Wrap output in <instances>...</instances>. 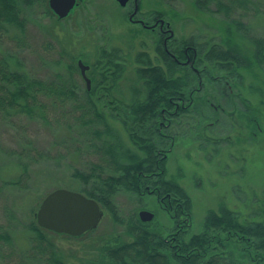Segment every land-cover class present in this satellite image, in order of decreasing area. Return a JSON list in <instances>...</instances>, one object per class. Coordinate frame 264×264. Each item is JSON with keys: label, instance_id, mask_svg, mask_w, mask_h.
<instances>
[{"label": "rangeland", "instance_id": "obj_1", "mask_svg": "<svg viewBox=\"0 0 264 264\" xmlns=\"http://www.w3.org/2000/svg\"><path fill=\"white\" fill-rule=\"evenodd\" d=\"M97 2L105 13L113 14V23L110 14L107 17L93 16L92 12L97 10L93 6L87 12L80 6L72 15L59 20L45 14L37 2L28 7L23 1L16 0L19 17L24 18V32L19 33L15 28L0 31V49L12 52L22 68L36 76L50 77L56 73L58 77H65L69 85L73 83L77 86L76 94L84 103L85 84L76 67V59L81 58L91 66L92 72H87L88 77H96V73L101 71L102 79L93 88L97 98L102 99L107 93L108 98L114 96L121 103L128 104L135 96L134 91L143 89V80L137 77L135 71L141 65L136 62L137 57L144 62L142 59L149 58L145 52L150 58L153 52L148 40L143 44V36L134 40L131 50L126 48L121 37L130 25L114 17L120 13L112 9L109 0ZM143 7H154L158 12L170 15L177 41H192L207 48L224 36L221 16L211 11L214 9L212 4L208 11L196 7L193 0H143ZM260 9H264V3ZM242 14L239 18L248 28L242 35H236L235 40L245 50H250V36L264 37V13L250 10ZM104 23L110 25L108 45L118 48L113 51L116 55L120 54L119 57H127L116 70L120 71V77L118 75L119 79L111 85L113 88L110 91L107 87L110 82L104 78L107 65L103 64L102 49H99L106 43L103 39ZM46 42L53 47L49 52L44 49ZM62 49L66 54H60ZM157 52H161L159 46ZM42 59L59 61L48 66L42 64ZM96 61L98 65H95ZM162 63L156 59L154 64ZM208 63L204 61L197 67L205 66V83L200 90H196L197 99L183 116V123L172 127L177 138L166 162L167 176L176 178L191 197V233L199 232L207 212L217 211L221 204L238 212L240 219L264 221V65L251 70L243 68L240 70L241 81L231 78L226 82L216 77L224 71L216 72ZM69 64L73 67L71 76L67 69ZM209 70L212 72L209 73ZM209 76L213 77L210 78L212 82L217 80V84L213 82L215 86H208ZM232 82L236 84H229ZM231 90L239 97L228 94ZM143 97L145 95H140L141 99ZM99 105L96 110L103 113L116 136L125 146L132 147L120 120L109 114L111 110L108 107ZM77 109L80 108L58 102L56 108L50 111L55 118L48 119V124L30 121L21 115L0 119V235L5 233L11 240L9 242L0 237V264H18V252L30 247L27 226L31 220L36 223V211L43 197L57 188L82 193L84 184L73 173L75 170L88 171L100 161L101 141H90L85 131L75 127L77 117H80L78 114L82 112V109ZM89 110L91 115L94 109ZM91 117L96 118L94 114ZM253 118L256 124L252 122ZM67 121H70V129L65 125L69 123ZM90 126V130L93 127L102 129L103 123H91ZM254 132L256 135L252 134ZM19 153H22V158L18 157ZM20 164L25 167L28 176L21 172ZM10 180L19 184L12 186L8 184ZM115 203L120 217L137 216L140 209H147L154 213L157 223L171 226V219L158 207L154 195L137 199L132 193L121 191ZM101 209L98 226L82 236L48 233V241L53 243L57 256L66 264H105L104 241L119 234L126 240L130 239L123 232L124 226L114 222L109 213ZM44 245L47 247L43 252L45 256L50 247L47 243Z\"/></svg>", "mask_w": 264, "mask_h": 264}, {"label": "trees", "instance_id": "obj_2", "mask_svg": "<svg viewBox=\"0 0 264 264\" xmlns=\"http://www.w3.org/2000/svg\"><path fill=\"white\" fill-rule=\"evenodd\" d=\"M19 1L26 5L38 1L45 14L52 16L47 0ZM193 3L208 11L211 10L209 6L213 5L214 9L211 11L221 16L224 36L207 48L206 45L200 46L192 41L174 42V59H163L162 66L152 64L149 60L143 62L137 57L136 62L141 65L135 71L137 77L143 80V89L135 90V96L128 104L121 103L114 96L97 98L94 89L90 92L84 90V103H81L76 94L77 86L73 83L69 85L68 79L62 78L58 73L60 77L56 73L50 77L36 76L31 71H25L12 52L0 49V119H12L21 115L30 121L48 124V119L55 118V115H50V111L56 108L58 102L68 103V106L82 109L75 127L85 131L90 141H101L100 161L88 171L75 170L73 176L82 180V193L97 201L114 222L124 226V234L130 237L126 240L119 234L104 241L102 251L104 260L107 259L105 264H264L262 220L240 219L238 212L221 204L217 211L207 212L199 232H190L191 197L176 178L167 176V149L171 144L164 139L160 141L158 135L153 133L154 126L151 124L159 116V108L169 106L168 96L178 101V114L186 112L182 110L179 100L187 101L188 111L195 104L193 101L197 99L198 76L194 68L204 61L212 65V70L224 71L218 77L226 82L229 78L241 81L240 70L243 68L251 70L255 66L264 65V37H248L252 43L250 50H245L235 40L236 35H242L248 28L239 18L243 15L242 12L252 10L253 13H264V9L260 11L264 0H193ZM8 28L24 32V18L19 17L16 0H0V31L5 32ZM185 44H192L197 49L192 66L180 63L184 60L182 49ZM43 45L47 52L53 48L50 42ZM164 53L161 50L160 54L166 58ZM60 54H66L65 50L62 49ZM58 61L42 59V64L50 66ZM97 63L98 61L95 65ZM118 68L117 64L108 68L109 71L113 70V81L120 75L119 70L116 72ZM67 69L71 76L73 67L69 64ZM210 72L212 71L209 70ZM100 73L93 77L95 85L102 79ZM109 76L110 74H106L104 77L106 82ZM142 94L145 95L143 99L140 98ZM99 103L110 107L109 114L125 124L133 147L125 146L116 136L103 113L96 110ZM122 104L125 105L124 110H118ZM90 108L94 109L92 114L96 118L91 117ZM171 108H176L175 103L171 104ZM67 122L69 123L65 125L70 129V121ZM98 122L103 123V128L93 127L90 130V124ZM173 139L175 140V136ZM159 149L162 150L161 154L157 153ZM21 154L19 153V158H22ZM20 167L21 172L28 176L25 167L21 164ZM8 184L14 186L19 183L10 180ZM121 191L130 192L137 199L154 195L158 207L161 201L159 199H162L165 207L160 209L171 219V226L160 225L154 219L142 222L136 215L120 217L115 198ZM27 228L30 232V247L18 252V264H37L36 261L40 264H66L57 256L53 243L48 241V233L51 231L37 226L33 220ZM0 237L11 242L5 233ZM44 243L50 247L45 256L43 252L47 247Z\"/></svg>", "mask_w": 264, "mask_h": 264}, {"label": "flooded vegetation", "instance_id": "obj_3", "mask_svg": "<svg viewBox=\"0 0 264 264\" xmlns=\"http://www.w3.org/2000/svg\"><path fill=\"white\" fill-rule=\"evenodd\" d=\"M109 1H110V6H112V9H114V10L116 9V11H117L116 13H120V15L114 16V17H116L118 21L124 22V23H127L128 25H130L129 28L128 27L126 28L125 35L123 37H121L123 44L126 45V48H129L131 50L130 47H132L134 40L139 39V36H143L144 37V39L142 40L143 44L146 40H148V44H150L151 51L153 52L152 58H150V55L145 52V55H146V57H149L148 60L150 59L149 60L150 62L152 61L154 64L156 59L160 63L163 62V59H166L169 61H172L174 59V55H173L172 50L174 48V45H173L175 42L174 40H176V39L174 37L173 29L171 27V25H172L171 20L172 19H171L170 15L166 16L165 13H162L160 11L158 12L154 7L144 9L143 0H125L124 4H121L119 2V0H109ZM36 2L38 3V1H36ZM46 3H47L48 9L50 10L51 14L54 15L55 17H57L52 12V10L49 8L48 0L46 1ZM93 3H95V5ZM80 6L82 8H84V11H86V12L88 10H90L91 6L96 7L97 10L92 12L93 16L99 17V15H100L101 17H103L104 15H106V17H107V15L110 14L111 15L110 21H111V23H113V16H112L113 14L105 13L104 10L100 8L99 2H97V0H75L74 6L68 12V14L63 18H58V17L57 18L59 20L67 18L69 15H72V13H74L75 9L80 8ZM98 8H100V9H98ZM103 13H105V14H103ZM102 25H105V27H104L105 32H104L103 39L106 41V43H104L102 45V47H100L99 49H102L101 60H102L104 65H107L106 74L109 75L113 70L111 69V71H109L108 65L109 64H112V65L124 64L125 63L124 60L127 59V57H124V56L119 57L120 54H117V55L115 54V52L113 50H116L118 48H114L112 45L111 46L108 45V42L110 40V30H109L110 25H106V23H104ZM158 46L161 48V50L163 52H165L164 54H165L166 58H163L162 55L157 52ZM182 50H183V54H184V60H181L180 63L189 64L192 66L194 58L197 56V49L192 44H185ZM146 59L147 58L144 59V62L147 61ZM78 60H81L83 64L87 65V68L85 69V77L89 79V82H90L89 87H87V84L85 83L86 81H84V80L83 81L85 84L84 90L90 92V90L93 89L94 78H93V76L88 77L87 72H89V71L92 72L91 66L89 64L84 63L81 58L76 59V67L79 70V73H80L82 79H84V76L81 74L80 68L77 65ZM162 65H164V64L162 63L160 66H162ZM194 71H195L196 75L198 76V84L196 86V89L200 90V88H202V83L204 84L205 83L204 81L206 79L205 74H203V72L205 71V66H203L202 68H194ZM199 71H201V72H199ZM109 77L110 78H109L108 82H110V84H107V87L109 88L108 91H110V88L113 86L112 84L119 79L120 75L115 81L111 80V76H109ZM216 77H218V76H216ZM209 78H213V77L209 76ZM230 79L231 78H229L227 80V82ZM213 82L216 83V80H214ZM213 82H212V80H210L209 83H207V84H209L208 86H210V85L215 86V83H213ZM236 82H238V81L236 80ZM232 83L234 84V82H232ZM229 86L232 87L231 85H228V87ZM229 93L231 95L232 93L235 94L236 92L231 90L230 92H228V94ZM236 94H235V97H237V96L239 97V95H236ZM108 95L109 94H107V93L105 94L106 97ZM179 101L182 104L181 105L183 108L182 110H186V112H187L188 111V108L186 105L187 101L185 99H181ZM168 102H169V106L159 108V110H158L159 116L156 118V120H154V123H152L151 125L154 126L153 127V133L158 135V139L160 141H163V139H164L166 142L168 141L169 144H171V146H172L173 142H174L173 137L175 136V138H177L176 137L177 133H174L172 127L174 125L177 126V125H180L183 123L184 120L182 118H183V116H185L186 112L178 114V110H177L178 101L173 100L171 98V96H168ZM172 103H175V106H176L175 109L171 108ZM124 106L125 105L122 104L117 109L122 111L125 108ZM109 109H110V107H108V110ZM174 119H177V120L174 122ZM253 120H255V118L252 119V122L255 123ZM121 125H122L124 131L127 132V130L125 128V124L123 122H121ZM252 134L256 135L255 132ZM127 137L129 139L128 132H127ZM129 141H130V139H129ZM171 146L167 149L168 155L171 153V149H172ZM161 152H162V150H160V149L157 150V153L161 154ZM159 201H160V207L159 208H164L165 203L163 202V200L159 199ZM177 226H180V225H177Z\"/></svg>", "mask_w": 264, "mask_h": 264}, {"label": "water", "instance_id": "obj_4", "mask_svg": "<svg viewBox=\"0 0 264 264\" xmlns=\"http://www.w3.org/2000/svg\"><path fill=\"white\" fill-rule=\"evenodd\" d=\"M119 2L124 4L125 0ZM48 3L52 12L58 18H63L74 6L75 0H48ZM78 66L89 87V79L85 77L87 65L78 60ZM153 215L145 209L138 212V217L143 222L152 220ZM101 217L102 210L94 199L66 188H57L47 193L36 211V223L39 227L70 236H79L95 228Z\"/></svg>", "mask_w": 264, "mask_h": 264}]
</instances>
